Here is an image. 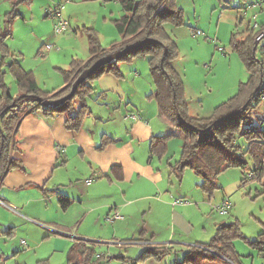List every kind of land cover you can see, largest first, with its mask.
Wrapping results in <instances>:
<instances>
[{"label":"crops","instance_id":"0c3cea01","mask_svg":"<svg viewBox=\"0 0 264 264\" xmlns=\"http://www.w3.org/2000/svg\"><path fill=\"white\" fill-rule=\"evenodd\" d=\"M35 1L19 6L18 17H21L19 21L33 26L32 5ZM37 1L40 11H44V17L49 16L51 19L53 17L48 14V8L55 2H66L68 7L72 6V9L65 11L64 17L68 21L76 22L77 26L83 24L77 27L78 30L67 29L58 36L53 34L45 38L43 35H35L36 43H40L37 49L38 55L44 56L42 52L46 49V44H51V41L55 44H71L70 53L62 59L56 57L53 62L58 68H68L73 59L87 60L90 57L87 37L81 30L83 26L96 27L101 32L103 44L105 40H109L107 45H103L105 49L110 48L113 41H121L118 32L117 34L108 32L110 27L108 25L114 24L112 20L124 13L118 0ZM86 1H96V6H99L94 13L96 23H88L82 17L83 11L78 4ZM10 9L11 6L3 10L6 13ZM22 9H26L27 13H23ZM69 23L72 26L70 21ZM11 30L12 36L9 38L16 35L15 32L13 33L12 25ZM36 30L31 29L32 36ZM108 37L109 39H106ZM78 42L81 43L80 49L77 47ZM6 43L13 57L19 59L26 69L35 73L43 89L54 90L65 85L61 72L56 76H53L54 72L53 75L45 76L37 73L38 67L28 65L24 54L20 58L16 51L11 49L8 39ZM137 57L119 64L122 76L107 72L94 82L96 89L89 100L91 113L84 120L80 130L67 129L64 114L46 116L39 112L26 114L21 118L15 134L18 149L13 155L21 160L23 167L10 169L0 183V200L15 207L11 209L0 201V228L15 226L18 234L29 237L34 235V230L38 231L44 237L33 239L36 246H41L45 241L52 244L53 239L54 244H58L57 242L61 244L62 241H67L64 237H72L69 234L71 229L67 215L76 205L81 207L80 212L83 217L94 213L100 218L104 217L105 221L107 215L116 212L123 216L117 219L124 220L123 212L132 211V214H145L147 219L142 227L138 226L133 230L132 235L135 238L123 237L122 240H135L136 244L143 246V249L159 246L170 251H182L184 248L186 251L190 245L209 241L219 222H231L222 220L213 224L202 223L200 233L195 234V225L191 217L187 216L188 208L182 212L176 210L177 205L173 204L175 198L187 199L188 196H192L197 205L209 204L208 201L215 199L216 192L211 195L202 190L199 187L202 179L198 175H196L198 177L196 190L186 189L184 180L186 173L191 171L190 168L186 169L182 180H178L171 173V165L181 156V138L176 136L169 138L166 154L162 157L151 151L152 138L167 136L171 129L167 121L160 116L158 102L152 96L155 84L149 78L146 56ZM11 59L12 57H7L5 61L9 62ZM4 69L7 70L6 63ZM42 78H45L43 83H41ZM9 89L13 95L19 93L18 86L16 91H13L12 87ZM131 113L140 115L141 118L133 119L128 116ZM104 142L105 145L102 146ZM59 145L64 148L62 152L57 149ZM231 172L232 181H228L226 177L220 178L219 190L222 197L218 201L230 197L234 193V187L237 189L244 184L242 182L244 172L241 169L235 168ZM84 179H92V181L88 186L79 185ZM262 181L264 183V178ZM59 194L67 195L72 199V204L67 210L61 208L58 202ZM179 205L181 208L193 207V204ZM231 210L227 214L218 212V215L228 216ZM261 229L258 230V234ZM52 233L59 236H53ZM246 236L254 239L258 235ZM87 240L96 243L95 240ZM22 243L28 244L27 240H23ZM234 246L244 257L256 254L239 239L234 241ZM45 257L46 255H41V258L45 259ZM242 261L245 262V259L242 258Z\"/></svg>","mask_w":264,"mask_h":264},{"label":"trees","instance_id":"16d2710c","mask_svg":"<svg viewBox=\"0 0 264 264\" xmlns=\"http://www.w3.org/2000/svg\"><path fill=\"white\" fill-rule=\"evenodd\" d=\"M118 1L124 13L112 22L121 41L115 40L110 48L105 49L101 32L94 26H83L81 30L87 37L90 57L87 60L73 59L68 68H58L65 85L59 89L46 90L39 85L35 73L13 57L6 43L12 36L11 25L20 15L19 6L31 4L33 0H9L11 9L4 14L5 27H0V183L10 169L23 167L21 160L13 152L18 149L15 134L24 115L31 114L34 110H39L46 116L64 114L66 128L80 130L91 113L89 100L96 89L94 82L107 72L122 76L119 64L132 61L141 54L148 58L154 79L155 90L152 96L158 102L160 116L171 129L167 136L152 138L151 151L162 157L166 154L169 138L179 136L182 139L181 156L171 165V173L178 180H182L186 169H192L202 179L199 187L211 195L220 188L219 176L231 168L244 172L243 183L262 180L264 117L256 120L253 112L261 103L260 92L264 87V61L256 58L259 44L256 39L264 24L256 31L252 29L241 39L233 34L231 42L246 65L249 77L240 82L235 95L216 106L211 115L201 117L190 112L183 79L174 66V61L179 57L178 46L166 28L168 23L181 25L184 22L183 9L176 0ZM52 8H48V14ZM145 39L148 41L141 46L130 48L120 58L101 66L79 85L72 97L54 105L55 100L69 94L76 77L96 60L116 49L131 47ZM7 57L12 59L6 62ZM5 63L7 70L4 69ZM7 72L15 79L19 89L17 95L10 93L5 80ZM58 202L63 210H67L72 199L59 194ZM262 225L257 238L251 239L244 234L238 220L219 222L209 241L190 245L182 259L174 260L170 264H244L243 256L236 250L234 241L241 239L264 252V221ZM15 233V226H10L7 230L0 228V234L12 236ZM94 244L86 238H76L68 251V264H102L99 260L101 255L95 259ZM169 252V249L159 246L147 247L141 251L134 264L149 255L162 259ZM38 264L51 263L45 259Z\"/></svg>","mask_w":264,"mask_h":264},{"label":"rangeland","instance_id":"374dc122","mask_svg":"<svg viewBox=\"0 0 264 264\" xmlns=\"http://www.w3.org/2000/svg\"><path fill=\"white\" fill-rule=\"evenodd\" d=\"M176 1L183 9L184 22L181 25L166 24V28L176 41L179 51V57L174 61V66L183 79L191 114L201 117L209 116L214 112L216 106L235 95L239 89L240 82L246 81L249 77V71L239 53L234 49L231 39L233 34H236V37L241 39L254 29V9H250L247 16L244 13L246 8L256 0ZM58 3H62L65 6L63 14L68 9H72V6L68 7L66 2L63 1L55 2L51 8ZM38 4L36 0L32 5V16H34L33 26L30 23L24 24L23 21H19L21 17H17L12 23L13 33L15 32L16 35L13 38H8V42L11 49L16 51L15 53L20 58L21 55H25L28 65L38 67L37 73H42L45 76L46 74L53 75L54 72L53 76H56L60 73V70L53 62L56 57L62 59L65 55H68L71 51V44H55L51 41L50 43L53 45V49L49 50V52L43 50L45 53L44 56L38 55L37 49L40 43H36L35 37L43 35L45 38H48L50 35L55 34L53 19L49 18V16L44 17V11H40L41 8H38ZM96 4V1H86L78 4L79 8L83 11L82 17L88 23H96L94 13L99 9V6H96ZM10 6L9 0H0V27H5V11L3 9H9ZM257 11L259 12L257 21L262 26L264 24V8L257 9ZM22 12L27 13L26 9H22ZM47 19L51 20L44 21ZM69 21L72 26L69 25L68 30H78L77 27L83 25L79 24L77 26L76 22ZM38 24L39 26H37ZM108 26H110L108 29L110 34L111 32L117 34L118 31L114 24ZM32 28L37 29L33 33L34 37L31 34ZM198 30H201L202 33L194 34ZM106 39H109V37ZM258 41L256 58L264 61V38ZM108 43L109 40H105V44H102L107 45ZM77 47L80 49L81 43L78 42ZM144 57L141 54L137 58ZM146 62H148L147 57ZM148 72L151 82L155 84L149 66ZM5 79L9 87H12L13 91H16L17 86L13 76L7 73ZM44 80L45 78H42L41 83ZM253 116L256 120H258V117H264L263 102L253 112ZM176 137L180 138L179 136ZM232 170H235V168L223 172L219 176V181L222 177H226L228 181H232ZM197 180L198 177L191 169L185 175L184 187L188 190L195 191L197 188ZM246 183L237 189L236 187L233 188L235 189L233 190L234 193L229 198L234 205L228 216L222 217L218 215L219 211L215 207L220 202L218 200L222 197L221 190L219 189L214 190V193L216 192L215 199L213 198L211 201H208L209 204L197 205L192 196H188L186 200L189 202L186 206L193 204V207L181 208L179 207L180 205H177L175 208L180 212L188 208L187 216L191 217V221L195 225V234L200 233L202 223L213 224L222 220H238L244 234L256 237L258 230L263 226L261 221H264V183L262 180ZM79 185L88 186L87 180L80 181ZM80 211L81 207L76 205L68 213V221L70 222L69 229H71L69 234L72 237H64L67 241H62L61 244L59 242H57L58 244H54L53 239L51 241L52 244L45 241L42 242L41 246H36V242L33 239L35 237L43 238L44 236L35 230L33 231L34 235H30L31 237L18 234L17 231L12 236L0 234V256H2L0 264H38L39 261L45 259L50 262V258H52L51 264H68V251L77 237L96 241L94 244L95 259L101 255L99 260L102 264H134L136 262L135 260L143 250V246L136 244L135 240L122 239L123 237H127L126 239L135 238L132 235L133 230L137 229L138 226L142 227L145 219H147L145 214H132V211L123 212L124 220L117 219L111 223L105 221L103 219L104 217L100 218L94 213H89L83 217ZM8 227L10 226L6 228L1 227V229L7 230ZM115 232H117V235H115ZM52 235L59 236L54 233ZM23 240H27L28 244L24 245L22 243ZM241 241L256 253L254 256H243L242 258L245 259L243 263L263 264L264 252L250 246L243 240ZM184 247L187 248V246ZM184 253L185 248L182 251L171 250L162 259L157 258L155 255H149L147 258L138 260L136 264H169L174 260L182 259ZM41 255H46L45 259L41 258ZM35 258L37 259L34 260Z\"/></svg>","mask_w":264,"mask_h":264},{"label":"built area","instance_id":"2783aa9c","mask_svg":"<svg viewBox=\"0 0 264 264\" xmlns=\"http://www.w3.org/2000/svg\"><path fill=\"white\" fill-rule=\"evenodd\" d=\"M263 8H264V0H256L252 4H250V6L248 8H246V10H245L244 15L247 16L249 10L254 9L253 10V12H254L253 16L255 18V23H254L253 28L255 30H258L261 28L260 23L257 21V18L259 17V12L257 11V9H263ZM63 9H64V5L58 4L49 10V14L54 19L55 36L62 34L65 30L68 29V27L70 25L69 21L64 17ZM200 33H202V31L198 30L194 34H200ZM263 38H264V28L262 29L261 34L257 37V40H259V39L261 40ZM52 48H53L52 44H46L45 52H46V50H50ZM42 54L45 55L44 51L42 52ZM260 102L264 103V87L262 88V90L260 92ZM39 112H40L39 110H34L31 113H39ZM128 116L133 118V119L141 118L140 115L133 114V113L128 114ZM57 149L59 152H62L64 150L63 146H61V145L57 146ZM251 175H252V173L249 174V176H251ZM91 181H92V179H89V180H87V183H90ZM0 201H2L7 207H9L11 209L15 208L14 206L7 204L3 200H0ZM188 202L189 201L184 199V198H175L173 200L174 205L187 204ZM215 207L219 211V213L227 214V213H229V211L233 207V203L229 197H224ZM117 218H123V216L119 212H116L114 214L107 215L106 220L112 222L114 219H117ZM77 238H79V237H77Z\"/></svg>","mask_w":264,"mask_h":264},{"label":"water","instance_id":"95a60500","mask_svg":"<svg viewBox=\"0 0 264 264\" xmlns=\"http://www.w3.org/2000/svg\"><path fill=\"white\" fill-rule=\"evenodd\" d=\"M146 41H148V39L143 40L141 43L139 44H134L131 47H127L124 49H116L104 56H102L101 58H99L98 60H96L92 65H90L89 67L85 68L74 80L73 84H72V88L71 91L69 92V94H67L66 96L59 98L57 100H55L53 103L54 105H58L60 103H62L63 101H65L66 99L72 97L77 88L79 87V85L83 82H85L89 77H91L101 66L106 65L108 63H110L111 61L120 58L121 56H123L130 48H134L137 46H141L142 44H144ZM263 79L261 80L262 83ZM261 86V84L258 86L257 89H259ZM256 93V91H255Z\"/></svg>","mask_w":264,"mask_h":264}]
</instances>
